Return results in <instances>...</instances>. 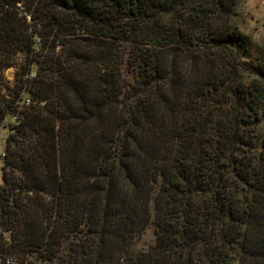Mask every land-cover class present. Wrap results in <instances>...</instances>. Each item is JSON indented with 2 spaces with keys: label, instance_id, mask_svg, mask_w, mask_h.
Listing matches in <instances>:
<instances>
[{
  "label": "trees",
  "instance_id": "16d2710c",
  "mask_svg": "<svg viewBox=\"0 0 264 264\" xmlns=\"http://www.w3.org/2000/svg\"><path fill=\"white\" fill-rule=\"evenodd\" d=\"M227 6L0 0V264H264V62Z\"/></svg>",
  "mask_w": 264,
  "mask_h": 264
},
{
  "label": "rangeland",
  "instance_id": "374dc122",
  "mask_svg": "<svg viewBox=\"0 0 264 264\" xmlns=\"http://www.w3.org/2000/svg\"><path fill=\"white\" fill-rule=\"evenodd\" d=\"M226 4L229 6H227V9H230V13L232 14L230 22L232 25L237 26L239 32L245 37V46L247 47L249 55L247 59H249L251 63H256L258 60L264 62V0H226ZM19 5L22 6V4ZM21 9H23V7H21ZM27 21L29 23H33L29 19ZM222 24H224L223 17L219 20V25ZM39 41L41 42L40 39ZM223 55L224 54L222 52H218L219 59H222L224 57ZM24 63V54L18 53L14 57V66L2 71L0 77V94H5L7 98L15 95L14 90L17 89V73L20 71V67L21 65H24ZM203 68L205 67L199 66V72L201 70L203 72ZM34 76V72L29 75V77ZM244 81L246 82V78ZM28 104H26V102L24 105L19 104L15 113L9 114V118L13 124L17 122V119L20 120L27 112L26 106ZM42 104H44V102H42ZM9 133H11V129L9 127H5L0 131V152L5 153L6 157L7 138ZM11 146L16 147L18 145L13 143ZM4 159L5 158L0 159V177L3 173L2 169L4 166ZM5 170L8 171V173H13L10 168H6ZM14 173L18 174L17 171ZM154 240V227L153 225H150L139 239L137 247L146 250L148 246H151L154 243ZM32 260L34 261L33 258Z\"/></svg>",
  "mask_w": 264,
  "mask_h": 264
},
{
  "label": "built area",
  "instance_id": "2783aa9c",
  "mask_svg": "<svg viewBox=\"0 0 264 264\" xmlns=\"http://www.w3.org/2000/svg\"><path fill=\"white\" fill-rule=\"evenodd\" d=\"M28 103H29V101H26V104H28ZM1 158H5V153H1V152H0V159H1Z\"/></svg>",
  "mask_w": 264,
  "mask_h": 264
}]
</instances>
